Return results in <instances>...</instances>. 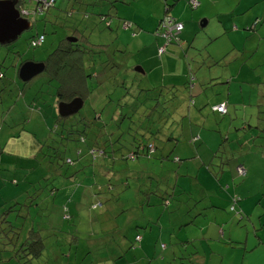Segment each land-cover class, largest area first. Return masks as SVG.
I'll list each match as a JSON object with an SVG mask.
<instances>
[{
	"label": "rangeland",
	"instance_id": "1",
	"mask_svg": "<svg viewBox=\"0 0 264 264\" xmlns=\"http://www.w3.org/2000/svg\"><path fill=\"white\" fill-rule=\"evenodd\" d=\"M129 1L122 3L128 5ZM213 1L209 2L208 9H212L209 13L218 14L202 28L197 26L198 31L190 40L169 42L162 55H170L163 64L164 83L187 85L176 102L160 104L168 93L163 90L158 95L148 86L161 82L159 70L150 69L151 62L145 59L127 61L130 47L124 51L122 44L117 47L114 42L101 57L109 59L106 67L103 70L98 67L96 76L88 80V86H94L88 101L66 120L81 130L80 117L89 118V113L95 112L100 125L104 123L102 131L93 122L90 129L86 127L84 140L82 137L72 140L65 134V127L57 132L48 119L43 131L37 132L40 129L34 125L37 114L45 119L47 112L49 117L58 115L55 81L45 71L22 81L17 69L25 61L44 60L73 29L80 30L89 42H110L115 22L110 30L105 23L113 14L104 0H54L51 7L40 11L34 0H25L22 7L28 13L23 18L28 19L29 26L13 40L0 43V217L5 221L0 220L1 260L19 264L15 258L6 260L11 254L10 247L16 240L19 244L32 229L44 244L32 264H264V108L252 106L264 87V63L255 64L264 61V18L261 20L260 16L253 23L257 26L254 31L250 24L259 18H252L244 29L239 24L237 30L231 23L228 25V16L235 19V12L240 13L245 2L251 6L243 14L255 8L264 10V0ZM132 2L141 11L152 9L145 0ZM183 2L187 4L177 0L173 11L180 9ZM97 14H103L105 19L97 20ZM39 33L44 36L42 43L31 46L30 39ZM207 35L216 38L205 44ZM124 42L122 38L121 43ZM126 43L133 52L140 47L136 40ZM207 52L221 57L211 68L213 73L223 75L221 82L233 75L230 95L225 83L213 85L216 89L212 93L209 89L212 86L208 85L197 96L188 90V84L196 83L208 70L201 64ZM160 62L158 58V69ZM138 68L155 71L148 73L147 80L146 72H139ZM95 80H101L100 86L92 82ZM126 86L129 95L123 94ZM226 97L237 101L235 117H219L210 108L211 103L226 101ZM157 98L158 107L152 109ZM190 98L196 99L195 105ZM12 114L17 118L13 123ZM110 114L113 120H109ZM181 120L183 125L191 123L192 134L181 132ZM21 131L31 135V148L36 150L29 157L11 158L8 155L16 151L13 144L23 149L25 143L15 141L8 147L5 145V149L3 145L9 136ZM96 133L100 135L97 147L104 151L102 155L98 150L94 155L89 153L88 141ZM193 135H198L197 143L191 145L197 149V156L182 160L186 172L181 168L177 171L181 160L172 162L169 151L174 144H181V137L185 144H190ZM169 136L179 137L178 142L168 140ZM148 142L154 153L153 150L142 153V145ZM131 154L133 158L129 157ZM238 164L245 168V176L236 174ZM225 181L230 192L224 188ZM196 182L204 187L218 184L215 194L209 193L214 202L221 201L217 198L219 193L226 194L228 200L223 202L219 215L223 221L218 226L224 235L215 233L211 238L201 233L200 225H209V232L213 229L210 211L205 218L197 217L192 224H184L187 221L182 218L184 203L189 205L197 197ZM173 185H181V189L174 188L180 194L165 202L161 192ZM185 191L195 197L188 199ZM36 192L38 196L34 197ZM231 195L240 197L234 211L228 209ZM9 198L13 199L8 203ZM13 203L17 204L12 211L4 214ZM193 213L195 210L189 214ZM167 216L175 222L170 223ZM188 234L194 236L190 239ZM136 235L140 237L138 241ZM258 240L261 243L253 247ZM160 243L163 248H158Z\"/></svg>",
	"mask_w": 264,
	"mask_h": 264
},
{
	"label": "crops",
	"instance_id": "2",
	"mask_svg": "<svg viewBox=\"0 0 264 264\" xmlns=\"http://www.w3.org/2000/svg\"><path fill=\"white\" fill-rule=\"evenodd\" d=\"M110 1L111 0H109V2H108V0H104V2L108 5L109 12H111L113 14V17H112V19H109L108 21H106L105 25L109 24V26H110V25H112L113 21L115 22L114 27L116 30L114 33V38H112V39H114V42H117L116 43L117 47H121V44H122L125 48L124 51H127L128 50L127 48L130 47V50L127 51L130 54V56L127 57V61L129 59L133 60L134 58H137L139 61H143L145 59V62H151V64L149 65L151 67L150 69L154 68L155 70L157 69L160 72V81L161 82L148 85L149 89H153V90H156L157 92H159V91L166 90V88H169L171 86H175L174 88H177V90L179 92L183 91L182 88L187 86V85H185V83H182L184 85H181V84L180 85H174V83H164V81H163V76H164L163 64L168 60L170 55L169 56L168 55L162 56V55L166 51V48L169 44H166L164 46L165 50H163L159 55H157L156 49L158 46L163 45V43H162L163 39L161 37L155 38L156 37L155 36V29H156L158 20L161 18V16L165 13L164 11L166 10L167 11L166 13L168 15L172 16L175 20L180 21L183 25L181 32L178 34V40L177 41H179L180 39L182 41H185L187 38H189V40H190V38H192L193 35L197 33V31H198L197 26L202 28L206 23L208 24L210 18H212L213 16L218 14V12L209 13L210 10L212 11V9L211 8L208 9L209 8L208 5L210 4L209 2H212L213 0H198V5L196 7H193V8L190 6L189 0H183L187 4H185L183 2L184 3L183 5L180 4L181 5L180 9H176L174 11L172 8L174 6L175 7L177 6V4H178V3H176L177 0H145L146 3H150L152 5V9L150 11H141V10L137 9L134 6L135 2H132V0L129 1V3H127L128 5H126L124 3H120V2H114L113 3ZM259 1L260 0H257L254 3H259ZM254 3H252V4H254ZM243 6L241 8L240 13L235 12V15H237L235 19L233 18V16H228V17H230L228 19V25L231 23V27L233 26V28L236 30L238 28V24L242 25L243 29H244V26L249 25L251 23L252 18H259L258 20H260V16H262L261 20H263V18H264V10H260L259 8H255L252 10V12L243 14V12H245V10L249 9L251 4L246 5V2H245V4ZM175 7H174V9H175ZM100 16H102V14H97V16H95V18L99 21H102V19H100ZM23 17H24V15H23ZM23 19L26 21L27 27H28L29 26L28 19H26V18H23ZM123 22H129L130 23L129 27L125 28L126 26H122L123 27L122 28L120 23L122 24ZM232 24H234V25H232ZM250 25H251V27H250L251 30H253V31L257 30L256 25H254V27H253V23H251ZM119 27H120V29H119ZM69 36L75 37L73 35L71 36V34H68L67 37H69ZM122 38H124V40H125L124 43H121ZM205 38L207 40V41L205 40V44H209L216 37L213 38L210 35H207V36H205ZM151 39H153V41ZM11 40H13V39H11ZM127 40L130 41V43H133L135 40L139 41L140 47H138V49L135 50V52L131 51V50H133V48L128 43H126ZM8 41H10V40H8ZM8 41H6V42H8ZM6 42H1V43H6ZM90 43H92V42H90ZM213 43H211V45ZM92 44H99V43H92ZM154 44H155V49H154ZM198 54H200V51ZM225 54H227V53H225ZM158 58L161 61L158 65L160 67V69H158L156 67L157 66L156 60ZM219 58H221V57L213 55V52H211V53L207 52L206 53V57H204V59H202L203 61L202 62L200 61V62L208 70L204 74H202V76H199L196 83H193V84L189 83L188 84V90L190 92H192L196 96L200 95L205 90L203 88H206L209 85V86H212L211 88H209L210 92L212 93V92H215V89H216V87L213 85L224 84V83L226 84V87H225L226 92L227 93L229 92L231 78H234L233 75L226 76L225 81L221 82L220 80L223 78V75L222 74H216V73H213L211 71L212 66L216 62L217 63L220 62ZM25 62H27V61H25ZM261 63H264V61L259 60L255 64H261ZM155 70L145 71L146 72L145 73L144 71H142L141 68H138L139 72L145 73V77L147 80H148V73L154 72ZM17 71H18V69H17ZM188 73L189 72H187V74ZM0 75H1V73H0ZM17 75H18V73H17ZM28 80H26V82ZM99 81L101 82V80H99ZM213 81L214 82L219 81V82L212 83ZM262 82H264V81H262ZM54 84L56 87L57 83L54 82ZM96 84L98 86H100L99 83H96ZM255 84H258V81ZM121 86L123 87V84ZM258 91H259V89H258ZM260 91H259V93H260ZM259 93H258V95H259ZM24 96H25V94L23 95V97ZM89 97H90V95H89ZM200 99H202V98H200ZM190 100H191V98H190ZM194 100H196V99H192L191 102H192V104L195 105L196 102H194ZM25 101H26V98H25ZM202 101L205 103V100L202 99ZM226 101H228L230 104H228ZM226 101H224L223 99H219V100L211 103V105H210L211 106L210 108H212V106H214V105L224 103L225 104V112L224 113H218L214 110H212V112L215 115H217L219 117H223V118H225L226 116L235 117L233 112L236 110L234 106H235V103L237 101L235 102L234 100H231L228 97H226ZM63 103H68V102H63ZM83 103L84 102L82 101L80 107H82ZM197 105H198V102H197ZM257 105H258V99H257L256 104H254L252 106L257 107ZM9 109H10V107L8 108V110ZM39 110L50 111V110L41 109V108ZM29 111L31 112V110H29ZM47 113L50 114V112H47ZM49 114L45 115L46 119L41 117V114H37V123L34 124L35 126H38L40 128L37 132L43 131L44 125L47 126V124H46V123H48L47 119L50 120V122H52L54 124V119H55L56 115L49 117L50 116ZM11 116L12 117L10 118V122L13 123L17 118L14 117L13 114ZM64 116L66 118H68L67 115H64ZM40 119H41V121H40ZM190 125H191V123L183 125L182 120H181V132L188 131L189 134H192ZM22 126H23V128L25 127L24 122H23ZM20 136L22 137L21 139H19ZM29 137H31V135L30 134L27 135V133L24 131H21L16 136H9L7 140L5 139L6 141L3 145V149H5V147H4L5 145L8 147L12 143H14L15 141H18L20 144L25 143L26 147L23 149H19L16 145L13 144V147L15 148L16 151H15V153L12 154V156L11 155H8V156H10L11 158L12 157L14 158V156H21V157L32 156V154H34L36 148L34 150L31 148V145H33V144L30 142ZM178 138L179 137L174 138V137L169 136L168 140L172 139V140H174L175 143H177L179 140ZM192 138H194V139H192ZM189 141H190V144H185L184 138L181 137V144H179V146H181V147L174 144V146L172 147V150L169 151V152H171L169 158L171 159L172 162H173L172 159H174L175 161L178 160V162L181 160V163L177 166V171H180V168L182 171L187 170V169H183V163H184V162H182L183 159H186L188 157L197 156V149L195 147H192L191 145H195L197 143L198 135H193ZM91 149L95 150L94 153L96 152V150H98V152L100 151L97 147H92ZM183 149H185L187 152H184ZM153 153H154V150H153ZM1 158H2V156L0 157V160H1ZM193 158H196V157H193ZM201 165H203V164H201ZM203 166L208 168L205 165H203ZM194 179L197 180L195 176H194ZM12 181L15 184V180L12 179L11 182ZM227 182L228 181H225L224 188H226L227 192H230L231 190L228 189L229 186L226 184ZM197 184H198L197 185L198 192L196 195L197 197L189 205H187V203H184L186 210H184L182 218H183V220L185 219V217L187 218V221L184 224H192L194 222L195 218H197V217H204L205 218L208 215V211H210L209 216L213 222V229L211 232H209V230H211L209 225H206L204 227H202L200 225L201 233L203 234V236L208 235L211 238L214 237L215 233H219V235H221V236L224 235V232H222V230H220V229L218 230V228H219L218 226H219V223L223 221L219 215L221 214V212L223 210L224 203L227 202V200H228L226 194L219 193L217 198L219 199V201L220 200L221 201L220 202H214L212 200V198L209 196V193L215 194L214 189L216 187H218V184L213 185L211 183V185L209 187H204L202 184L200 185V183H197ZM199 186H200V188H199ZM175 187L181 189V185H173L172 187H169L168 189L163 190L161 192L163 200L165 202H169V200L171 198L177 197L180 194V191L174 190ZM185 192L188 194V197H189L188 199H192L191 197H195V196H192V193L190 191H185ZM224 198H225V200H224ZM12 199L13 198L7 199V202L9 203ZM188 199L185 201L187 202ZM239 201H240V197L238 196L237 204L239 203ZM214 209H216V210H214ZM228 209H229V207H228ZM191 210H195V213L190 215L189 213ZM167 218H168L170 223L175 222L174 219H170L169 216H167ZM179 218H177L175 220H179ZM202 228H203V230H202ZM263 235H264V233H263ZM193 236L194 235L190 236V234H188V237L190 239ZM228 238L230 240V237H228ZM201 243H203V242H201ZM260 243H261V241L258 240V243H255L253 245V247H255L257 244H260ZM160 244L161 245H158V248L159 247L163 248L164 244H162V243H160ZM202 246L205 247V245H203V244H202ZM207 247H208V245H207ZM244 248H245V246H244ZM9 256L7 257L6 260L11 259ZM5 262L6 261L0 259V264H6Z\"/></svg>",
	"mask_w": 264,
	"mask_h": 264
},
{
	"label": "trees",
	"instance_id": "3",
	"mask_svg": "<svg viewBox=\"0 0 264 264\" xmlns=\"http://www.w3.org/2000/svg\"><path fill=\"white\" fill-rule=\"evenodd\" d=\"M14 1H15V8L18 10V12H20L21 17H23L24 14L28 13V12H25V10L22 7L23 3H25V0H14ZM34 1L36 3L37 10H39V11L45 10L48 7L52 6V5H50L46 8H43L42 5H40L37 2V0H34ZM196 1L198 2V0H196ZM53 2H54V0H53ZM110 2L122 3V2H124V0H111ZM164 12L165 13L161 16V18L158 20V22L161 21L163 18H166V17L172 18L174 22H180V21L175 20L172 16L168 15L166 13L167 12L166 10ZM100 19H102V20L105 19L103 14H102V16H100ZM258 21L259 20H256V21H253L252 23H255ZM127 23H129V22H127ZM120 25L122 27L123 23L122 24L120 23ZM129 25H130V23L125 28H128ZM105 26L109 30L111 29V25L109 26V24H107ZM253 27H254V24H253ZM113 28H115V27H113ZM160 29H161V27L157 23V26L155 29V34L158 35L159 37H160V34H159ZM80 32H81L80 30L73 29L72 33H70V34H71V36L73 35L76 37V40L74 42L67 41L65 38L64 40L60 41V43H58L51 52H49L47 54V56L44 60L36 61V62H42L44 65V68L41 72L45 71L47 73L49 79H52L57 83V85L55 87V92H54L56 103H58L60 101L61 102H70L74 98H78L79 100H81L83 102L85 100L88 101V97L91 94L92 89L94 87L92 85H90V87L88 86V84H87L88 80L91 79L92 77L96 76V71H97L98 67H99V69L103 70L104 66L106 67L107 62H109L108 58L105 60H102L101 57H102V55L106 54L107 51H109L110 46L114 42V39H112L110 42L104 43V44H100V43L99 44H92L88 41L87 36H82ZM178 34L176 35L177 36L176 40L171 39L170 41H168V43L172 42V41H177L178 40ZM40 35L44 39V36L42 33L37 34V36H40ZM35 38L36 37H32L30 39V41L35 39ZM115 43H117V42H115ZM168 43H166V44H168ZM166 44L163 43V45H161V46H165ZM33 47H35V46H33ZM158 47H160V46H158ZM158 47H157V49H158ZM157 49H156V51H157ZM159 54L160 53L157 52V55H159ZM93 57H96V58H93ZM111 67L112 66H110L109 68H111ZM1 76L2 75H0V77ZM110 77L111 76H109V78ZM92 82L93 83H100L99 80H95ZM263 84H264V82H263ZM174 87L175 86H171L169 88H166L165 93H168V97L166 99H163V101L160 102V104L164 103V102H169V105H170L171 103L176 102V99L178 98V95L180 92L177 90V88H174ZM124 92H123V94L129 95L130 89L126 86L124 88ZM160 94H161V91L158 92V95H160ZM257 99H258V105H261L264 108V87L261 89ZM154 100L156 102L153 103L152 109H154L155 107H158V104H159L158 98H157V100L156 99H154ZM108 101H110V99H108L106 102H108ZM214 106H212V110L216 111L215 109H213ZM218 113H220V112H218ZM89 114H88L90 116L89 118H87L86 115L80 117L79 123L83 124V127L81 130H77L74 125L72 126V123H69L66 121L68 119L65 116H61L59 114L56 115V117L54 119V128L57 130V132H61L62 129L65 127V129H67V133H65V134L71 136L70 139L77 140V138L82 137L84 140L86 133H87L86 127L90 129V127L94 125L93 124V122H94L95 125L98 128H101V131H102V126L104 124L103 122H101V125H100L99 115L95 114V112H92ZM124 114H122V115H124ZM170 114H171V111L169 110L166 113V116H168ZM113 119H114V116L110 114L109 120H113ZM152 134H154V133H152ZM99 136L100 135L98 133H96L95 134L96 138L94 137L91 142L88 141L89 142L88 147L90 148L89 153H91L92 155H94L95 150H93L91 148L97 147V145H98L97 138H99ZM147 145H149V142L145 146L142 145V153L147 154V153L152 152L154 147H152V145L150 144L152 150L149 152L147 149ZM98 149H100V148H98ZM103 153H104V151L102 150L100 154L102 155ZM129 157L133 158V155L131 154V155H129ZM68 160L70 162L69 158H68ZM66 162L68 163L67 160H66ZM238 176H240V175H238ZM243 176H245V175H243ZM37 193L38 192L35 193L34 197L38 196ZM232 198H237L235 203L233 204V207L235 210L236 209L235 206L237 205V201H238V196L231 195L230 199H229L230 204L232 203V201H231ZM15 204H17V203H13L10 206H8L5 209L4 214L12 211L13 206ZM18 205H20V204L18 203ZM234 210H232V211H234ZM1 219L3 222L4 218L0 217V220ZM37 233L38 232L36 230L29 229L26 236L24 237V239L21 242H19V244L16 243L17 242V240H16L15 243H13V245H11V247H10L11 254L9 257L15 258L19 264H32V260L36 259L40 256L41 251L43 249V245H44L43 241H42V237L38 236ZM136 236H135V240L138 241L140 238L137 239ZM2 250H4V249H2Z\"/></svg>",
	"mask_w": 264,
	"mask_h": 264
},
{
	"label": "water",
	"instance_id": "4",
	"mask_svg": "<svg viewBox=\"0 0 264 264\" xmlns=\"http://www.w3.org/2000/svg\"><path fill=\"white\" fill-rule=\"evenodd\" d=\"M27 28L26 21L19 16L15 8L14 0H0V43L14 39L23 29ZM66 40L73 42L75 37H66ZM44 68L42 62L27 61L18 67V77L26 81L41 72ZM82 101L78 98L68 103H58V114L61 116L72 114L79 109Z\"/></svg>",
	"mask_w": 264,
	"mask_h": 264
},
{
	"label": "built area",
	"instance_id": "5",
	"mask_svg": "<svg viewBox=\"0 0 264 264\" xmlns=\"http://www.w3.org/2000/svg\"><path fill=\"white\" fill-rule=\"evenodd\" d=\"M37 2L42 5L43 8H46L50 5H52L53 0H37ZM189 4L191 7H196L198 5V2L196 0H189ZM128 23L123 22L122 26H127ZM158 25L161 27L160 31V37L164 39V44L168 43L171 39L176 40L177 39V34L181 31L183 25L180 22H174L172 18L166 17L163 18L161 21L158 22ZM43 38L42 36H37L35 39L30 41V44L32 46L39 45L42 42ZM163 51V46L158 47L157 52L161 53ZM217 112L224 113L225 108L224 104L220 103L216 106L213 107ZM194 139V138H193ZM147 149L150 152L152 150L151 145H147ZM68 162L69 160L66 159ZM236 173L240 176L245 175V169L241 164H238L235 168ZM237 198H232L231 201L232 203L230 204V210H234L233 204L235 203ZM139 238V236H136Z\"/></svg>",
	"mask_w": 264,
	"mask_h": 264
},
{
	"label": "bare ground",
	"instance_id": "6",
	"mask_svg": "<svg viewBox=\"0 0 264 264\" xmlns=\"http://www.w3.org/2000/svg\"><path fill=\"white\" fill-rule=\"evenodd\" d=\"M19 13V16H20V12H18ZM21 17V16H20ZM22 18V17H21ZM127 23V22H126ZM129 24V23H128ZM163 50H164V46H163ZM224 104V103H223ZM216 106V105H215ZM224 108H225V104H224ZM76 112V111H75ZM225 112V111H224ZM68 115H70V114H68ZM67 115V116H68ZM242 165V164H241ZM243 166V165H242ZM245 169V168H244ZM245 174H246V170H245ZM137 239H139L138 237H137Z\"/></svg>",
	"mask_w": 264,
	"mask_h": 264
}]
</instances>
